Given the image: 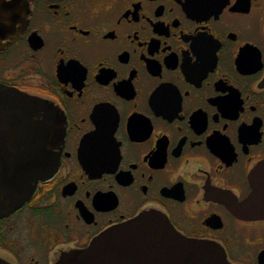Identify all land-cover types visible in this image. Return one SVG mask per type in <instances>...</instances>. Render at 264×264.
Listing matches in <instances>:
<instances>
[{
    "label": "flooded vegetation",
    "instance_id": "flooded-vegetation-1",
    "mask_svg": "<svg viewBox=\"0 0 264 264\" xmlns=\"http://www.w3.org/2000/svg\"><path fill=\"white\" fill-rule=\"evenodd\" d=\"M0 1L19 33L0 84L52 107L54 135L50 176L0 218L3 260L58 264L155 214L264 264V213L240 210L264 162V0Z\"/></svg>",
    "mask_w": 264,
    "mask_h": 264
},
{
    "label": "water",
    "instance_id": "water-1",
    "mask_svg": "<svg viewBox=\"0 0 264 264\" xmlns=\"http://www.w3.org/2000/svg\"><path fill=\"white\" fill-rule=\"evenodd\" d=\"M11 7L0 1V49L12 40ZM12 29V30H11ZM24 95V94H23ZM52 107L37 105L0 84V218L23 208L35 195L38 182L52 171L49 139H41L37 123ZM54 132V131H53ZM42 142H37L39 140ZM50 145V146H49ZM254 187L240 210L264 213V162L252 172ZM252 208V211H251ZM245 211V212H244ZM0 264H11L0 257ZM58 264H226L225 253L212 244L194 242L175 231L169 221L144 214L96 238L90 247L65 255Z\"/></svg>",
    "mask_w": 264,
    "mask_h": 264
},
{
    "label": "rangeland",
    "instance_id": "rangeland-1",
    "mask_svg": "<svg viewBox=\"0 0 264 264\" xmlns=\"http://www.w3.org/2000/svg\"><path fill=\"white\" fill-rule=\"evenodd\" d=\"M22 227H25V225H24V226H22ZM0 257H1V250H0Z\"/></svg>",
    "mask_w": 264,
    "mask_h": 264
}]
</instances>
